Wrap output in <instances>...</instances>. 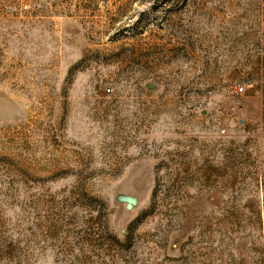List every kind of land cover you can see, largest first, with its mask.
Wrapping results in <instances>:
<instances>
[{
  "label": "rangeland",
  "instance_id": "rangeland-1",
  "mask_svg": "<svg viewBox=\"0 0 264 264\" xmlns=\"http://www.w3.org/2000/svg\"><path fill=\"white\" fill-rule=\"evenodd\" d=\"M0 264H264V0H0Z\"/></svg>",
  "mask_w": 264,
  "mask_h": 264
},
{
  "label": "built area",
  "instance_id": "built-area-1",
  "mask_svg": "<svg viewBox=\"0 0 264 264\" xmlns=\"http://www.w3.org/2000/svg\"><path fill=\"white\" fill-rule=\"evenodd\" d=\"M229 90H233V92L237 95H241L243 93V86H234V85H229L228 86ZM107 91H110V89H107Z\"/></svg>",
  "mask_w": 264,
  "mask_h": 264
}]
</instances>
